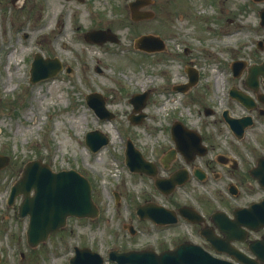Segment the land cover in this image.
Here are the masks:
<instances>
[{
	"label": "rangeland",
	"instance_id": "rangeland-1",
	"mask_svg": "<svg viewBox=\"0 0 264 264\" xmlns=\"http://www.w3.org/2000/svg\"><path fill=\"white\" fill-rule=\"evenodd\" d=\"M130 1L0 0V153L10 156V163L0 169V264H70L76 245L99 251L105 264H117L108 259L110 249L156 247L171 240L179 228L162 229L157 238L149 223L134 234L123 227L135 222V208L154 194L150 181L125 164L127 139L155 160L172 146L170 127L173 118H181L213 134L217 146L225 147L232 132L221 112H247L229 95L232 86L250 92L243 82L246 72L235 77L229 67L238 58L251 63L264 56L257 46L264 37L257 9L264 2L151 0L144 8L155 16L134 21ZM108 27L119 42L84 38L87 30ZM143 33L161 36L166 48L152 53L136 49L134 40ZM36 52L60 57L64 69L31 82ZM187 67L201 73L188 94L174 89L188 80ZM96 91L105 97L113 118L99 119L87 104L86 94ZM142 91L149 92L146 115L134 124L129 98ZM165 98L171 107L161 106ZM206 107L216 114L206 115ZM93 129L110 137L98 152L85 142ZM252 131H247L241 148H247ZM38 158L54 170L74 168L90 178L102 212L94 219L69 217L64 229L33 248L27 242L28 217L15 216L22 196L14 205L7 199L24 165ZM115 190L123 195L118 205Z\"/></svg>",
	"mask_w": 264,
	"mask_h": 264
},
{
	"label": "water",
	"instance_id": "water-1",
	"mask_svg": "<svg viewBox=\"0 0 264 264\" xmlns=\"http://www.w3.org/2000/svg\"><path fill=\"white\" fill-rule=\"evenodd\" d=\"M148 3L147 0H135L131 2L132 17L134 20L150 18L154 15L152 11H138V7ZM264 19V10L262 11ZM264 24V21H262ZM87 40L93 42H106L108 40L118 42L119 37L111 29H94L85 34ZM135 46L145 50L153 51L164 47V41L154 34H144L135 40ZM62 68V62L57 57L44 58L37 53L32 63L31 81L37 82L43 78L53 76ZM242 68L240 61L234 64L235 74ZM100 70V68H98ZM191 76L190 83L183 84L177 88L186 90L189 85L198 80L196 71L188 70ZM253 82L259 74L264 75V63L250 68ZM231 95L236 97L247 106H251L252 99L249 95L233 89ZM147 92L135 93L130 101L134 105V111H140L146 104ZM89 105L96 113L102 117H111L105 99L99 93H91L86 96ZM207 114L211 113L209 110ZM224 115L231 128L242 136L244 129L252 122V117L246 115L240 118L231 117L226 110ZM145 113L140 112L131 116L134 123L141 122ZM172 134L179 149H184L194 145L196 148L202 147L201 138L198 132L188 129L180 121H176L172 126ZM109 142V137L102 131L96 129L88 131L86 143L93 151H98ZM174 150L169 153L174 154ZM10 161V157L0 154V168L5 167ZM126 162L131 170L146 172L155 175L156 166L144 159L142 153L135 147L132 140H128L126 149ZM264 184L261 179H259ZM177 179L158 180L156 184L165 192H170L176 185ZM33 191V194H32ZM22 194L23 199L18 207L16 217L23 218L29 215L27 228V240L31 246H37L40 242L46 241L50 235H55L62 229L69 216L95 217L99 209L92 197V185L90 180L76 169H63L54 171L52 167L43 162L42 159H34L27 162L23 168L20 178L13 184L9 196V203L13 204L18 195ZM183 215H187L185 208L180 209ZM138 213L142 217L151 218L158 223H170L177 221L176 213L162 205L144 204L138 207ZM235 215L240 225L251 228L264 226V199L254 203L249 207L239 208ZM252 251L260 257L264 254V249L259 250L251 245ZM238 258L247 264H256L254 260L244 255L242 252L227 248ZM75 255L70 258L72 264H103V256L92 250L90 247H75ZM110 258L120 264H235L231 261L220 259L204 251L201 247L184 243L176 246L172 250L156 253L153 250L144 251H119L114 249L110 252Z\"/></svg>",
	"mask_w": 264,
	"mask_h": 264
},
{
	"label": "flooded vegetation",
	"instance_id": "flooded-vegetation-1",
	"mask_svg": "<svg viewBox=\"0 0 264 264\" xmlns=\"http://www.w3.org/2000/svg\"><path fill=\"white\" fill-rule=\"evenodd\" d=\"M253 1L257 2L256 0ZM263 8L264 5L257 9L259 28L264 27V24H261L260 15ZM140 9L145 8L141 7ZM257 46L264 50V37L258 39ZM263 61L264 56H260L251 63H247L242 70V73L246 72L243 82L254 98L250 110L241 115H236L238 117L246 114L252 116L251 126L245 130L242 138H238L232 132L229 144L225 147L220 144L217 146L213 134L210 135L205 133L202 128H198L201 134V143L206 147L193 148V150L191 148L176 149L172 158L164 162L162 157L175 147L172 140V146L166 149L159 158L150 159L158 167L157 178L159 179L176 176L179 179L186 176L185 180L177 184L170 194H165L156 186L155 178L147 174H139L150 181L149 184L154 193L152 197L146 196L142 203H162L166 207L176 210L178 215L179 208L186 206L189 218L179 215L178 222L161 225L150 219H142L137 215L134 218L135 222L131 220L129 223L123 224V227L130 233L142 231L144 226L142 223L151 224L149 227L156 233L157 238L160 237L162 229L179 228V231L171 240L160 242L156 247L147 245L127 249L153 248L157 252H161L189 241L200 245L218 258L245 264L244 261L228 250L218 247L237 249L254 258L250 246L254 244L255 246L258 245L260 249L263 248L264 242L258 243V240L264 239V227L256 230L248 226H241L234 215L237 208L248 206L252 202L264 198V184L259 182V179L264 182V75L260 74L256 78V83L247 78L248 67ZM213 113L216 114L214 108ZM179 119L187 124L186 120ZM248 130H253L248 140V146L241 148V145L245 143ZM118 193L120 194V191ZM158 195H161L162 199H158ZM114 198L118 205L123 195L120 194L118 198L116 196ZM130 226L133 228L130 229ZM257 261L259 264H264V255Z\"/></svg>",
	"mask_w": 264,
	"mask_h": 264
},
{
	"label": "bare ground",
	"instance_id": "bare-ground-1",
	"mask_svg": "<svg viewBox=\"0 0 264 264\" xmlns=\"http://www.w3.org/2000/svg\"><path fill=\"white\" fill-rule=\"evenodd\" d=\"M14 57V52L10 54V58ZM107 128L110 132H112L113 130L111 129L112 128V124H109L107 125Z\"/></svg>",
	"mask_w": 264,
	"mask_h": 264
}]
</instances>
